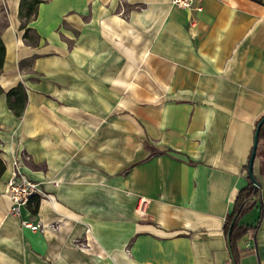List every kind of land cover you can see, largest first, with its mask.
<instances>
[{
  "label": "crops",
  "instance_id": "0c3cea01",
  "mask_svg": "<svg viewBox=\"0 0 264 264\" xmlns=\"http://www.w3.org/2000/svg\"><path fill=\"white\" fill-rule=\"evenodd\" d=\"M0 3V87L27 93L20 116L0 94V264H235L223 226L264 116V0H44L25 27ZM14 159L50 195L21 208L43 232L10 212ZM253 173L237 264H264L257 155Z\"/></svg>",
  "mask_w": 264,
  "mask_h": 264
},
{
  "label": "trees",
  "instance_id": "16d2710c",
  "mask_svg": "<svg viewBox=\"0 0 264 264\" xmlns=\"http://www.w3.org/2000/svg\"><path fill=\"white\" fill-rule=\"evenodd\" d=\"M42 1L44 0H20L18 13L22 19L21 27H25L26 23L36 16L37 7ZM3 9L4 6L0 3V12L3 11ZM6 24L7 19L6 15H4L3 19H0V72L5 56V46L1 38V33ZM27 31L28 29L26 28L24 36H27ZM1 93L6 94L8 107L15 115L20 116L24 110L27 99V93L24 85L22 83H18L6 91L0 87V94ZM256 155L260 158V172L264 174V122L261 124L258 132ZM247 169L248 166L244 169L246 171V184L239 190L235 198L233 208L231 212L227 214L223 226L235 264L238 263L242 256L253 251L252 248H240L239 243L249 232H251L252 236H254L259 223V220H257L254 224H244L241 221V218L247 211L254 207L258 201L261 202L263 197L261 186L253 184L247 174ZM4 170L5 164L0 155V175L4 172ZM34 203L33 211L37 209V201L35 199Z\"/></svg>",
  "mask_w": 264,
  "mask_h": 264
},
{
  "label": "built area",
  "instance_id": "2783aa9c",
  "mask_svg": "<svg viewBox=\"0 0 264 264\" xmlns=\"http://www.w3.org/2000/svg\"><path fill=\"white\" fill-rule=\"evenodd\" d=\"M201 1V0H197ZM195 0H171V3L179 8L190 9ZM197 10H201V5L197 6ZM14 169L11 173L10 178L6 183V193L10 198V212L13 216L18 218L21 226L29 228L32 231L43 232L46 225L42 224L40 220H32L30 217H23L21 215V208L28 204L34 205L32 198L34 196L50 197L43 187L42 182L34 181L26 176L19 170L18 160H13ZM138 213L143 214L142 208H138ZM48 227H53V224H48Z\"/></svg>",
  "mask_w": 264,
  "mask_h": 264
},
{
  "label": "water",
  "instance_id": "95a60500",
  "mask_svg": "<svg viewBox=\"0 0 264 264\" xmlns=\"http://www.w3.org/2000/svg\"><path fill=\"white\" fill-rule=\"evenodd\" d=\"M264 122V116L260 118L259 122L256 125L255 132H254V139H253V146H252V151L250 154L249 162H248V169H247V174L250 177L251 181L253 182L254 185L259 186L258 181L256 180L254 173H253V163L254 159L256 156V149H257V142H258V132L261 124Z\"/></svg>",
  "mask_w": 264,
  "mask_h": 264
}]
</instances>
